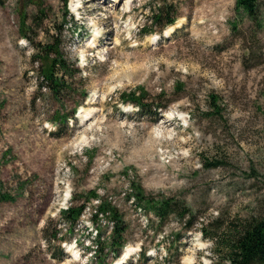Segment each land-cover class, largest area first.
<instances>
[{
    "label": "rangeland",
    "instance_id": "374dc122",
    "mask_svg": "<svg viewBox=\"0 0 264 264\" xmlns=\"http://www.w3.org/2000/svg\"><path fill=\"white\" fill-rule=\"evenodd\" d=\"M91 1L0 0V264H222L215 242L264 213V0L259 25L235 0H157L164 28L156 0ZM139 89L165 109L120 101ZM139 188L184 213L159 221Z\"/></svg>",
    "mask_w": 264,
    "mask_h": 264
},
{
    "label": "trees",
    "instance_id": "16d2710c",
    "mask_svg": "<svg viewBox=\"0 0 264 264\" xmlns=\"http://www.w3.org/2000/svg\"><path fill=\"white\" fill-rule=\"evenodd\" d=\"M157 1V0H156ZM153 10V20L161 23V27L172 26L175 17H168L163 1L156 2ZM235 12L244 16L250 22L257 25L262 22V12L259 8L258 0H235ZM44 55L45 68L42 70L46 87L53 94L60 93L66 85L65 61L62 60L64 54L61 51L60 43L53 42L47 45ZM48 61V62H47ZM139 92L121 93L119 99L124 104H130L137 108L143 115H157L158 111L165 109L162 105L148 103L143 90ZM136 205L153 214L159 221L167 219L172 214H182L185 210L182 205L172 203L167 199L155 200L144 196V192L137 190ZM10 201V196L0 193V202ZM81 210L73 207L62 211L64 219L75 222L81 215ZM112 221L117 223L114 228V236H111L110 247L115 248V253H119L123 244L119 243L124 229L121 225L120 216L115 208L109 209ZM46 229L44 230V233ZM55 241L58 239L55 232L52 236ZM50 242V240H49ZM216 249L220 252L222 264H264V213L257 216H250L246 219L237 220L228 227V231L215 242ZM219 246V247H218ZM218 247V248H217ZM118 255V254H117Z\"/></svg>",
    "mask_w": 264,
    "mask_h": 264
},
{
    "label": "bare ground",
    "instance_id": "6f19581e",
    "mask_svg": "<svg viewBox=\"0 0 264 264\" xmlns=\"http://www.w3.org/2000/svg\"><path fill=\"white\" fill-rule=\"evenodd\" d=\"M95 0H92L91 2L94 3ZM117 1V0H116ZM94 45V44H93ZM129 253V251H127V254Z\"/></svg>",
    "mask_w": 264,
    "mask_h": 264
}]
</instances>
